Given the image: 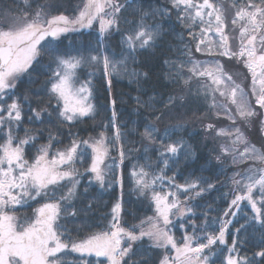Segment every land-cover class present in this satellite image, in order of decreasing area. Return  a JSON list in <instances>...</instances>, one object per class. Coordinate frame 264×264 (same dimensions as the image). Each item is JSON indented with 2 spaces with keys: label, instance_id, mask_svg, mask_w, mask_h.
<instances>
[{
  "label": "snow or ice",
  "instance_id": "6c2138e0",
  "mask_svg": "<svg viewBox=\"0 0 264 264\" xmlns=\"http://www.w3.org/2000/svg\"><path fill=\"white\" fill-rule=\"evenodd\" d=\"M230 7L229 21L223 0H0V264H264V0ZM173 16L183 32L165 28ZM142 56L171 91L142 98ZM218 58L246 70L247 89ZM124 79L147 113L131 127L113 94ZM193 104L229 121L201 124L210 158L180 134ZM126 169L152 213L131 226ZM93 189H118L95 223Z\"/></svg>",
  "mask_w": 264,
  "mask_h": 264
},
{
  "label": "trees",
  "instance_id": "16d2710c",
  "mask_svg": "<svg viewBox=\"0 0 264 264\" xmlns=\"http://www.w3.org/2000/svg\"><path fill=\"white\" fill-rule=\"evenodd\" d=\"M159 2L165 3L166 0H159ZM67 3H68V6L71 8V6L75 5L76 0H67ZM223 3H224L225 8L226 7L229 8L231 0H223ZM125 15H128V13L126 12ZM129 19H131L130 16H129ZM227 19L230 20V17H228ZM164 25L166 29H169L170 25H176L175 17L173 16L171 21H165ZM123 27L125 26L122 25V28ZM229 27L231 28V25H229ZM183 31L184 29H182L178 25L175 26L176 33L183 32ZM119 38L120 37L118 34L114 35L111 38L110 43L113 46L118 45ZM167 39L170 42H175L174 37L172 36L168 37ZM185 40L186 41L188 40L187 36H185ZM191 46L193 47V50H194V43ZM155 55L156 57H159L160 52L157 51ZM194 57L196 59H201V60L208 59V57L200 55L199 53H194ZM140 59H141V64L144 70L150 71L151 73V79L143 84V91L142 93H139L142 96V98L148 99V97L153 94H157L161 92L167 93L171 91L170 88H166L164 86L166 84V81H164L163 78L160 77L161 67H160V63L158 62V60L152 59L150 56H142ZM218 59H224V58H218ZM224 63H225L226 68L235 75L238 82L242 83V85L247 89L248 81L250 80L244 79L246 70L243 69L240 65L235 64L231 61H227L226 59H224ZM158 77L160 78L158 79ZM24 87H26V85H22L21 89L23 90ZM96 87L100 89L101 97L106 95L103 92V88L100 84H97ZM113 94L118 99L117 107L119 111L123 114L122 118L125 122L128 123L129 127L132 126L133 121H136L138 124L146 122L144 120V117L147 115V113H145L143 109L140 110L141 114L134 112V108L136 107V105L130 99L131 97H135L136 95H138L137 86L135 84H129L127 79L120 80L115 84L114 89H113ZM121 97H122V101L120 99ZM104 102H105L104 99L102 98L98 99V103L103 104ZM205 108H206L205 105L193 104L190 106L187 112L188 117H191L190 123L188 124L186 131L180 134L184 136L185 140L192 143L194 147L198 149V155L204 158H210L211 150L216 147V144L213 142L211 138L207 140L205 139L206 134L203 132L201 128V124L212 122V123H217L219 127H225L229 124V122L227 120H224L223 118L217 121L215 116L212 115L211 112H207L206 114L201 115L202 112H204ZM193 112L196 113V116L192 115ZM196 117H200V119H197ZM171 122L174 123V121H171ZM166 123L168 122L166 121ZM161 127H163V125H161ZM91 129H92V124L91 122H89L88 124L81 125L79 130L81 132V135H87L89 132H91ZM92 134L94 135L95 133H92ZM249 135L252 141L256 143L257 146L259 147L261 144V139L256 134L255 126H252V129ZM137 146L139 145L137 144ZM138 155L139 154H134V156H138ZM134 162L135 160L125 161V164L127 166H130L131 163H134ZM201 165H204L205 168L207 169L204 172V175H212L213 178L215 177V175L220 174V169L222 167L221 165L215 164V161H212L211 163H206L204 159H202L200 161V164H197L196 167L199 168ZM232 171L233 169L231 167L227 168V173L229 175L231 174ZM125 176H126V181H125L124 199H125V208L128 214L124 217V219L127 225L131 226L134 223H138L139 218L143 217L144 215H151L152 213L150 210L147 209L146 206H141L137 202L135 195L129 193L128 181H127V169L125 170ZM220 178L223 180L224 176L221 175ZM92 195L97 197V203L95 205L94 212L90 213L87 219H89L90 222L95 223L96 220L93 219V217L95 218L103 217L106 213L109 212L111 204L113 203L115 197L118 195V189H113L112 192H101L99 189H93ZM217 195L218 194L213 193L212 196L209 197V199H214L216 198ZM224 203L225 202L223 200H217V204L220 207H223ZM81 219H85V217H81ZM177 235L179 236L178 231H177Z\"/></svg>",
  "mask_w": 264,
  "mask_h": 264
},
{
  "label": "rangeland",
  "instance_id": "374dc122",
  "mask_svg": "<svg viewBox=\"0 0 264 264\" xmlns=\"http://www.w3.org/2000/svg\"><path fill=\"white\" fill-rule=\"evenodd\" d=\"M226 9H227V18L230 17V20H231V18H232V14H233V11H234V10L231 9V7H229V8L226 7ZM230 20H229V21H230ZM229 25H230V24H229ZM230 29H231V28L229 27V30H230ZM199 54H200V53H199ZM200 55H201V54H200ZM249 83H250V81H248V84H249ZM228 122H229V121H228Z\"/></svg>",
  "mask_w": 264,
  "mask_h": 264
}]
</instances>
